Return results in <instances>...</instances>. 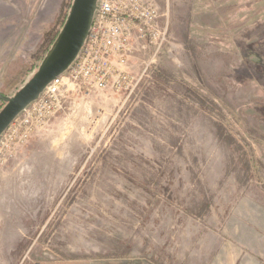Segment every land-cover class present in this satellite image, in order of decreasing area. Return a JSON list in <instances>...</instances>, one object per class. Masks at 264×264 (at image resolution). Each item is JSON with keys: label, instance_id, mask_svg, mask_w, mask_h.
Masks as SVG:
<instances>
[{"label": "rangeland", "instance_id": "rangeland-1", "mask_svg": "<svg viewBox=\"0 0 264 264\" xmlns=\"http://www.w3.org/2000/svg\"><path fill=\"white\" fill-rule=\"evenodd\" d=\"M68 2L0 0L1 95ZM156 2L168 38L129 86H65L3 136L0 264H264V0Z\"/></svg>", "mask_w": 264, "mask_h": 264}, {"label": "built area", "instance_id": "built-area-1", "mask_svg": "<svg viewBox=\"0 0 264 264\" xmlns=\"http://www.w3.org/2000/svg\"><path fill=\"white\" fill-rule=\"evenodd\" d=\"M82 51L70 69L55 78L37 101L18 116L0 137L23 130L25 140L60 109L63 89L107 91L129 86V62L149 47L155 56L167 41V23L161 24L156 0H98ZM27 141V140H26Z\"/></svg>", "mask_w": 264, "mask_h": 264}, {"label": "water", "instance_id": "water-1", "mask_svg": "<svg viewBox=\"0 0 264 264\" xmlns=\"http://www.w3.org/2000/svg\"><path fill=\"white\" fill-rule=\"evenodd\" d=\"M98 0H72L66 20L53 45L30 79L11 97L0 95L4 107L0 111V137L11 123L32 103L46 87L65 74L76 61L87 40Z\"/></svg>", "mask_w": 264, "mask_h": 264}, {"label": "trees", "instance_id": "trees-1", "mask_svg": "<svg viewBox=\"0 0 264 264\" xmlns=\"http://www.w3.org/2000/svg\"><path fill=\"white\" fill-rule=\"evenodd\" d=\"M71 3H72V0H69V2L64 6V9L63 11L61 12L60 14V18H59V21L56 25L55 28L51 29L49 32H47L44 36H43V43L41 45V47L39 48V50L37 51V53L34 55V60L35 62H41L42 59L44 58V56L47 54V52L49 51V49L51 48V46L53 45L54 41L56 40L58 34H59V27L61 28L66 20V17H67V13H68V10L70 9V6H71ZM195 25H193L192 27H194ZM249 60L252 59V60H255L254 62L256 61H260V58L259 56H256V54L254 55V53H252L250 55V57H247ZM262 59V58H261ZM1 95V94H0ZM4 96V95H2ZM196 98L199 99V103L203 102L202 104H205V103H208V100H206L205 98L201 97L200 98V95L196 96ZM1 103L4 105V101L0 100ZM209 108L211 106H213L212 108H215L213 104H208Z\"/></svg>", "mask_w": 264, "mask_h": 264}]
</instances>
